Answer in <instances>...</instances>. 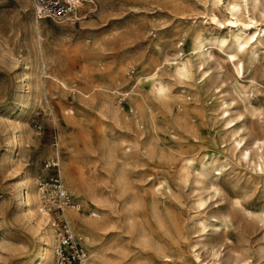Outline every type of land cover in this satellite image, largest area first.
I'll use <instances>...</instances> for the list:
<instances>
[{
  "label": "rangeland",
  "instance_id": "obj_1",
  "mask_svg": "<svg viewBox=\"0 0 264 264\" xmlns=\"http://www.w3.org/2000/svg\"><path fill=\"white\" fill-rule=\"evenodd\" d=\"M87 1L73 24L0 0V264L38 263L20 187L56 173L99 215L68 218L93 264H264V32L226 23L237 1L264 27V0Z\"/></svg>",
  "mask_w": 264,
  "mask_h": 264
},
{
  "label": "built area",
  "instance_id": "obj_2",
  "mask_svg": "<svg viewBox=\"0 0 264 264\" xmlns=\"http://www.w3.org/2000/svg\"><path fill=\"white\" fill-rule=\"evenodd\" d=\"M40 19L64 18L73 24L85 19L90 11L82 10L87 0H28ZM92 3V1H89ZM132 72V71H131ZM56 167L47 163L45 167ZM37 193L42 208L48 215L47 225L52 231L54 246L49 264H87L88 252L78 241L77 235L65 215V208L79 212L81 205L65 188L59 174L40 178Z\"/></svg>",
  "mask_w": 264,
  "mask_h": 264
},
{
  "label": "bare ground",
  "instance_id": "obj_3",
  "mask_svg": "<svg viewBox=\"0 0 264 264\" xmlns=\"http://www.w3.org/2000/svg\"><path fill=\"white\" fill-rule=\"evenodd\" d=\"M244 2L247 5L248 0H244ZM253 5H254L253 9H255V8L260 9L261 11L259 14H261V16L264 17V7L263 6L261 7V5L258 2H256ZM242 11H243V4L242 3L237 2V1L232 2L231 8H230L231 17H230V19L226 20L227 21L226 23H228L229 25L238 27L239 31L236 33V43H237V46L239 49H243L245 46H248L250 48L252 46H254L253 44L258 41V36H260V32L261 31L264 32V27L260 26L261 21L258 18V14L256 12H254V10L252 12L250 10H248V14L246 16V19H244V20H242L241 18L238 17V14L241 13ZM212 19H213V21H215L217 23H222L220 17H218L217 15H214ZM53 21H56L58 23L67 22V20H65L64 18H56ZM68 22H70V21H68ZM252 29H254V30H252ZM230 56L233 58V62L236 65V68L238 69L239 73H243L244 67H245V66H243L244 65L243 62H237V64H236V62H235L236 55L232 53V54H230ZM150 85H151V83H150ZM245 154L247 157H249V155H250L249 151H247V150H246ZM219 173H221V172H219ZM30 186L33 187V185H30L28 180L23 181L21 184V187H20V193L19 194L21 196L23 190L24 191L26 190V193L24 196L25 202H27L28 206L29 205L31 206V204L33 205V203H35L36 207H37V211L39 212V215L42 218L43 216H45L46 213L43 212V210H44L43 208H40L39 196H38L37 192H35V191H37V189L35 190V188L33 189ZM91 194H92V197L91 198L88 197V198H90L92 200L102 198L101 197L102 195H100L99 193H92L91 192ZM96 201L98 202V200H96ZM130 206H131V204H130ZM31 209H33V208H31ZM65 213L67 214L66 215L67 220L69 221L68 218H70L72 221L71 223H73L76 227H78V229H80L82 232H85L84 233L85 235H86V233L90 232L92 229H95L100 224V221H101L100 218H98L99 215L97 214V212H93L92 214H90L89 217H91V219L88 218V220H86L84 218H80L79 217L80 215L76 211H74V210L71 211L69 208H65ZM32 215H34V214H32ZM76 220H78L79 222H76ZM40 240H41V244H40L38 251H37L38 252L37 256L39 259L37 264H49L51 257H52V251H53V246H54V238H53L51 229L46 230L44 232V234H42ZM83 243L85 244V246L90 251V255L88 254L87 264H93V260L90 259V257L92 256V250L90 248L92 246V242H90V239L86 238ZM196 257L199 258L200 255L199 254L196 255Z\"/></svg>",
  "mask_w": 264,
  "mask_h": 264
}]
</instances>
